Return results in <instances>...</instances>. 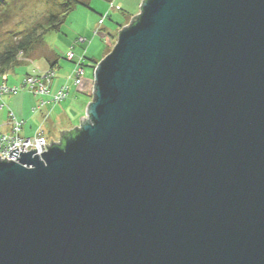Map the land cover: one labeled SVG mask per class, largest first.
<instances>
[{"label":"water","instance_id":"1","mask_svg":"<svg viewBox=\"0 0 264 264\" xmlns=\"http://www.w3.org/2000/svg\"><path fill=\"white\" fill-rule=\"evenodd\" d=\"M93 69L0 158V264H264V0H143Z\"/></svg>","mask_w":264,"mask_h":264},{"label":"rangeland","instance_id":"2","mask_svg":"<svg viewBox=\"0 0 264 264\" xmlns=\"http://www.w3.org/2000/svg\"><path fill=\"white\" fill-rule=\"evenodd\" d=\"M60 0H0V53L12 42L20 39L26 32L43 22L51 13H57L60 10ZM114 8L111 9V4ZM90 7L78 6L72 12L62 25L60 31L49 32L45 37L46 50L54 52L59 56V69L57 78L66 80L73 72L76 64L72 63L66 57V54L73 51L77 58L86 56L85 71L94 75L93 66L96 61H102L108 56L117 43L119 32L130 25L133 18L140 14L141 0H90ZM110 12V17L103 26L101 35L95 36L99 27V21L102 16ZM110 35V36H109ZM108 37L110 40H108ZM85 39L83 46L78 44L79 39ZM42 49L38 50L34 56L25 58L23 56L20 62L22 65L15 67V74L11 70L6 72L4 80L8 79L9 84L19 85L23 77L33 73L35 69L43 71L47 69L49 63L42 55ZM31 61V62H29ZM73 69V70H72ZM3 78V76H1ZM18 79V81H16ZM85 79L88 77L85 75ZM16 82L15 84H13ZM73 86L71 80L68 81ZM91 97L81 93L73 100L75 111L70 119L63 118L61 122L57 119L55 112L50 121L44 119L42 112L35 113L34 107L37 105L38 98L29 92H21L17 96H5V111L0 112V130L8 121V109L12 111L19 121L25 122L24 136L32 137L36 132L43 134L52 142H59L61 133L70 132L81 125V119L85 118L88 104L92 101ZM91 99V101H90ZM71 102V100H69ZM36 103V104H35ZM83 107H85L84 116H80ZM61 132V133H60Z\"/></svg>","mask_w":264,"mask_h":264},{"label":"built area","instance_id":"3","mask_svg":"<svg viewBox=\"0 0 264 264\" xmlns=\"http://www.w3.org/2000/svg\"><path fill=\"white\" fill-rule=\"evenodd\" d=\"M114 4H111V9L114 8ZM110 17L108 12L106 15L102 16L99 21V27L95 32V36L101 35V31L104 30L103 26L106 20ZM110 36V35H109ZM108 40L109 37H108ZM86 40L81 38L78 41L79 45L85 44ZM86 55V52H85ZM85 55L77 58L73 51L66 54L69 61L76 64L71 76L68 81L71 80L73 85L77 89H81L85 81ZM23 55L19 57V60L26 61L22 59ZM31 62V61H29ZM56 79V72L53 69L47 71H39L35 69L33 73L28 74L24 77L19 85L11 86L8 84L7 80L0 77V111L3 110L6 105L3 102L5 96H17L21 92H29L38 98L37 105L34 107L33 111L35 113L39 112L46 104H53L55 106L68 102L70 100V86L69 83L64 84L59 88L57 92H53V82ZM50 98L47 102L45 99ZM9 128L10 132L4 133L0 132V158L2 160L7 159V161H17V157L11 155L14 149L19 150L18 158H20L21 151L31 152L37 149L36 155L42 156V153L48 151L47 145H51V141L43 134V132H36L32 137L24 136V125L25 122L17 120L13 112L9 111Z\"/></svg>","mask_w":264,"mask_h":264},{"label":"trees","instance_id":"4","mask_svg":"<svg viewBox=\"0 0 264 264\" xmlns=\"http://www.w3.org/2000/svg\"><path fill=\"white\" fill-rule=\"evenodd\" d=\"M89 2L90 0H60V10L57 13H51L43 22L30 29L20 39L10 43L5 50L0 53V77L6 75V72L11 71L16 66L23 64L19 60L21 55L25 58H30L34 56L38 50L42 49L40 53L45 55L46 59H48L51 53L46 50L44 37L49 32L60 31L67 17L72 12H74L78 6L89 8ZM97 63L98 61H96L94 65ZM55 65L56 64L52 62L50 69L54 70L56 67Z\"/></svg>","mask_w":264,"mask_h":264},{"label":"crops","instance_id":"5","mask_svg":"<svg viewBox=\"0 0 264 264\" xmlns=\"http://www.w3.org/2000/svg\"><path fill=\"white\" fill-rule=\"evenodd\" d=\"M109 2H112V0H109ZM110 13V12H109ZM81 46H83V44L81 45ZM86 52V51H85ZM87 52H86V55L85 56H87ZM58 55L54 52V54H53V52H51V55L49 56V58L47 59V61H48V63H49V67L47 68V69H45V70H43V72L44 71H47V70H49L50 69V67H51V63L53 62L54 64H56L55 66V68H54V70H55V72H57L59 69H61L60 67H59V62H58ZM86 63V62H85ZM24 64V63H23ZM85 68H86V66H85ZM15 68L14 69H12V71H13V73L15 74ZM73 70V69H72ZM10 72V71H9ZM72 74V73H71ZM28 75V74H27ZM27 75H25V76H27ZM6 75H4L3 76V79H4V77H5ZM24 76V77H25ZM71 76V75H70ZM69 76V77H70ZM86 76L88 77V79H85V81H84V85H83V87L81 88V89H77L74 85L73 86H70V100H71V102H65V103H63V104H60V105H57V106H55V105H53V104H46V106H44L41 110H40V112H42L45 116H44V119L48 122V121H50V118H51V116L55 113V112H57L58 111V113H57V119L61 122L62 120H64L63 118H66V119H70L71 117H72V114H73V112L75 111V109H74V101L73 100H75L76 98H77V95L78 94H81V93H83V94H85L86 96H89V97H91V91H92V89H93V76H90V74H88L87 72H86ZM23 77V78H24ZM69 77L66 79V80H64V81H62L63 80V77H61V80L60 79H58L57 78V73H56V79L54 80V82H53V88H52V91L53 92H57L58 90H59V88L60 87H62L64 84H66V83H68V79H69ZM7 80V82H8V84H9V81H8V79H6ZM16 81H18V79H16ZM16 82H14L13 84H15ZM10 97V96H9ZM3 100H4V98H3ZM47 102H49L50 101V98H46L45 99ZM90 101H91V99H90ZM4 102V101H3ZM35 102H38V100L37 101H35ZM36 104V103H35ZM6 105V104H5ZM8 107L7 108H10L9 107V105H7ZM6 107L3 109V110H1L0 112H3V111H5L6 109H7ZM84 111H85V107H83V109H82V112L80 113V116L82 115V116H84ZM12 112V111H11ZM72 113V114H71ZM14 114V113H13ZM15 115V114H14ZM16 117V116H15ZM17 118V117H16ZM17 120H18V118H17ZM23 122V121H22ZM9 109H8V121L6 122V124L3 126V131L2 130H0V132H4V133H8V132H10V128H9Z\"/></svg>","mask_w":264,"mask_h":264}]
</instances>
